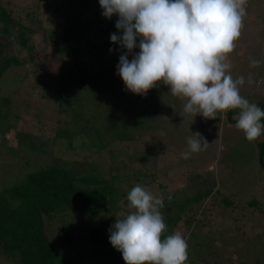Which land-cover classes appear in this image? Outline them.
Here are the masks:
<instances>
[{"label":"trees","instance_id":"obj_1","mask_svg":"<svg viewBox=\"0 0 264 264\" xmlns=\"http://www.w3.org/2000/svg\"><path fill=\"white\" fill-rule=\"evenodd\" d=\"M34 1L0 2V78L12 66H27L25 79L32 80L29 75H34L42 80V83L38 79L26 81L22 87L24 93L34 95L33 102H30L36 107L34 124L41 126L39 130L35 129V134L44 130L48 122L52 124L49 126L51 135L56 131L61 133L59 137L47 138L48 143L38 141L39 137L34 136V141L27 146L26 140L19 135L29 125V121H25L27 114L13 108L16 100L11 95H0V138L7 139L3 124L14 120L16 126L13 139L6 145L7 150L0 149V172L3 173L0 175V264H83L79 251L75 257L66 256L59 241L76 248L75 245L85 236L93 245L101 238L109 244V228L115 223L111 221L122 218L120 212L110 215V209H119L120 201L124 213L131 211L125 194L134 186L130 182L132 180L154 195L163 196L161 212L167 225L163 235L183 227L180 232L186 237L188 247H192L188 252L193 251L194 259L189 264H259L260 256L264 258V247L260 249L257 242L251 241V233L234 235L237 240L224 233L225 228L239 216L240 212L235 209L241 205L236 207V203L222 196L220 190L209 186L204 191L186 195L179 202L167 191L169 184L157 182L154 173L139 170L133 164L130 165L134 172L126 173L127 165L122 167L125 149L121 141L129 147L132 131L145 125L143 122L146 120L142 118L160 113L156 103L159 102L160 91L172 94L167 86L158 82L146 95H135L117 79L116 65L124 51L110 42V34L117 32V17L113 15L111 19L103 20L99 0H86L89 3L80 12L72 10L77 8L76 0H60L53 9L59 16L55 18L51 14L53 0ZM251 2L247 0V13L252 11ZM255 2L259 8V2ZM39 32L42 40H49L46 43L53 46L54 55L51 57L58 62V69L54 68V72H51L52 61L42 58L46 57L44 53L38 57L34 36ZM91 89L96 91V100L92 108L87 109L75 100V96ZM249 93L252 99L254 93L250 90ZM43 94L54 101L51 112L46 115L49 117L46 123L40 117L43 115L41 110H46L48 105L38 101L43 99ZM257 100V106L264 110V93ZM25 102L28 105L29 100ZM90 111L92 113H88ZM237 111L225 112L226 121L236 123L234 112ZM261 123H264V118ZM59 138H64L62 148L75 152L74 159L63 158L61 153L52 154L51 146H56ZM74 140L76 143L79 141L78 145ZM14 143L20 147L19 150L13 149ZM45 149L51 154H45ZM218 152L206 148L204 154L192 155L196 160L183 158V161L203 163L201 158L209 153L211 162L208 164L213 163ZM260 161L264 166L262 155ZM192 180L194 177L189 176L187 181ZM215 191L217 196H221L219 203L222 206L211 213L213 230H204L205 222L192 219L190 213L194 204L201 206L203 200ZM121 195H125L122 201L118 197ZM172 204L177 211L170 212L169 205L172 207ZM243 204V208L247 204L250 210L264 212V205L257 204L255 200L249 199ZM61 209V218L56 221L57 210ZM75 211L90 223L86 228L78 229L79 233L72 237L77 227L69 219ZM254 215L255 211H251L249 217ZM239 220V228L242 229L243 220ZM52 222L57 223L54 229L50 226ZM95 264L125 262L121 253L114 249L106 258L96 257Z\"/></svg>","mask_w":264,"mask_h":264},{"label":"clouds","instance_id":"obj_2","mask_svg":"<svg viewBox=\"0 0 264 264\" xmlns=\"http://www.w3.org/2000/svg\"><path fill=\"white\" fill-rule=\"evenodd\" d=\"M99 5L104 18L117 17L110 42L124 50L116 74L127 91L144 96L162 82L185 101L183 112L193 120L197 115L215 120L218 112L238 109L235 127L248 141L264 134V110L240 95L245 78L233 79L227 62L241 35L247 0H99ZM260 63L250 59L251 67ZM208 144L192 133L182 158ZM126 200L131 211L109 228V243L125 264H186V237L179 231L163 235V196L137 183Z\"/></svg>","mask_w":264,"mask_h":264},{"label":"rangeland","instance_id":"obj_3","mask_svg":"<svg viewBox=\"0 0 264 264\" xmlns=\"http://www.w3.org/2000/svg\"><path fill=\"white\" fill-rule=\"evenodd\" d=\"M5 1L6 0H0L1 3ZM13 1L22 2L23 0ZM76 1L77 8L72 9L74 12H80L81 9L89 3V1L86 0ZM255 1L259 2V8ZM30 3L32 4V1ZM52 3V17H59L57 12L54 13L53 9L59 5L60 0H53ZM251 7L252 11L246 12L247 14L243 18L241 35L235 42V49L229 54L227 62L231 65L230 72L233 79L240 76L245 78V83L240 86V95L246 98L250 103L258 105L257 99L264 93V0H252ZM100 12L102 13L101 8ZM103 20H106V18L103 17ZM80 24L81 23H78L77 25ZM34 38L37 44L36 50L38 57L39 54L42 56V53H44L46 57L42 58H45V60L48 59L50 63L52 61L51 72H54V68L58 69V62L51 57L54 55L53 46H49L47 44L48 42L46 43V41L49 40H42V34H40V32L36 34ZM138 51L139 49L133 50L134 53ZM129 59H131V55ZM250 59L259 60L261 63L258 67H251ZM25 68L12 66L3 74L0 78V95H11L10 97L16 100L15 102L13 101V108L27 114L25 121H29V125L25 127V132H20L19 134L23 140H26L27 146L31 145L34 136L39 137L38 141L48 143L47 138L51 136L59 137L61 133L56 131L51 135V128L49 126H52V124L47 121L49 117L46 115L51 112L54 101L51 100L48 95L44 96L45 93L43 94V99H38L43 105H48L46 110H41L43 115H41L40 118L43 122L46 123L47 121L49 124L47 123L46 126H44V130H40L38 134H35V129L39 130L41 126L34 124V119H37L35 118L36 114L34 115L36 107L34 103H30L34 95H27V93L23 92L25 89L22 87L26 81L29 83L30 81L38 79L42 83V80L34 75H29L32 80L25 79V73L28 70ZM250 73L253 80L251 84L248 83ZM117 79L121 80L118 75ZM17 88H21L20 91H17ZM249 90L251 93H254L252 99H250L251 95ZM167 93L169 92L167 91ZM158 96L159 102L156 99V103L159 105L158 113H160L155 114V116L152 115L153 119L147 116L146 118L141 117L146 120L143 122L145 125L144 127H138L135 132L132 131V139L130 140L131 143L129 147H127L128 144L125 143V141H121V146L125 149L122 157V167L124 168V166L127 165V171L125 172H134L133 166H136L139 170H149V172L154 173L157 182L169 184L167 191L173 194L175 199L179 202L183 201L186 195H192L197 191H204L209 186L215 187L220 190L222 196L225 195L232 199L233 202L236 203V207L241 205L239 206L240 208L238 207L235 210L236 212H240L237 218L243 220L242 223L244 228H239L241 221L236 218L237 220L235 219L230 223L228 228H225L224 233L234 240H237L234 235H244L246 232L247 235H249L251 233V241L257 242L260 249H262V247H264V212L248 209L246 201L252 199L255 200L257 204L264 205V166L260 161L261 155L264 161V143H262L264 142V134L254 141H248L244 133L235 127L236 123L226 121L225 112H218L217 119L215 120L205 119L200 115L195 116L193 120L191 115H187L183 112L184 100L173 95L170 96L165 92L162 93L161 91ZM26 100H29L28 105H26ZM75 100L79 101L84 108H92L96 100V91L93 89L82 91L75 96ZM1 107L2 105H0V108ZM238 112L239 110L237 113L234 112V117L238 118ZM88 113L92 112L90 111ZM9 116L11 117L12 115ZM6 125L3 124L2 127L7 134V139L0 138V149L4 151L7 150L6 145L9 143L10 139H13L16 132L14 120L9 121ZM195 132H199L209 143L207 147L202 146L201 151H199L200 153L204 154L206 148L219 151L215 154L213 163L208 164V162H211V159H208L209 153L201 158L204 161L203 163H199L198 161L186 163L183 161L182 153L188 151L187 140L191 138L192 133ZM138 134H142V136L138 137ZM62 135L65 134L63 133ZM63 139L59 138L56 146H51V148H53L52 154L56 155L61 153L63 158L71 157L74 159L73 157L76 156H74L75 152H73V150L66 151V149L62 148V144L64 143ZM74 142L75 145L79 143V141L76 143V140H74ZM12 147L15 151L20 148L15 146V143ZM29 149L30 147L28 150ZM1 150L0 153H2ZM44 152L45 154H51L47 149H45ZM194 154L195 153H192L190 155V160H196L192 157ZM196 154H198V152H196ZM130 164H133V166ZM137 169L135 171H137ZM1 174L3 175L2 172H0V175ZM189 176H193L194 180L187 181ZM169 178H171L172 181H169ZM130 182H132L133 185L136 183L135 180ZM124 188L126 191L127 188L125 186ZM125 195L127 196V194ZM125 195L118 197L122 201L125 199ZM220 197V195L217 196L215 191V194L203 200V206H200L199 203L193 206V210L190 213L193 216L192 219H200L202 222H205L204 230H213L211 219L213 215H211V213L221 208L222 204L219 203ZM242 202L246 204L244 208ZM118 204L119 209L113 207L110 209V215H114L117 212L124 213L120 208L121 202L119 201ZM169 208L170 212L177 211V207L173 204L172 207L169 205ZM197 211H200V213ZM251 211H255L253 217H249ZM57 212L59 215L56 221L61 218L60 214H62V209L57 210ZM78 213L79 212L75 211L70 215L72 219H69V221L77 227V230L72 233V237L79 233L78 229H84L87 227V223H90L88 219L81 214L78 215ZM219 221L221 223L223 222L221 218ZM111 222L114 223L115 221L112 220ZM55 225H57V223L52 222L50 226L54 229ZM180 228L181 229H177L176 231L180 232L183 230L182 226ZM176 231L174 230L173 232ZM84 237L85 236L78 241V245H75L76 248H71L63 241H59L60 246L64 248L65 255L75 257L76 253L78 254L79 251L82 255L80 260L83 264H95L96 257L106 258L114 250L113 246L102 238L101 240L97 239L98 242L93 245ZM261 253L262 252H259V254ZM260 258L262 260L259 264H264L263 256L261 255ZM193 259V251H189L186 264L191 263ZM238 259L239 258H237V260Z\"/></svg>","mask_w":264,"mask_h":264}]
</instances>
